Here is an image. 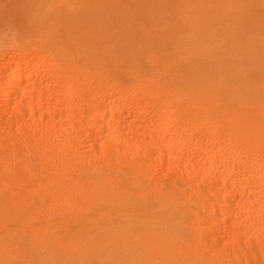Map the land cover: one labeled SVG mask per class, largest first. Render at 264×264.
<instances>
[{
	"label": "bare ground",
	"instance_id": "bare-ground-1",
	"mask_svg": "<svg viewBox=\"0 0 264 264\" xmlns=\"http://www.w3.org/2000/svg\"><path fill=\"white\" fill-rule=\"evenodd\" d=\"M181 1L0 47V264H264V0Z\"/></svg>",
	"mask_w": 264,
	"mask_h": 264
},
{
	"label": "rangeland",
	"instance_id": "rangeland-1",
	"mask_svg": "<svg viewBox=\"0 0 264 264\" xmlns=\"http://www.w3.org/2000/svg\"><path fill=\"white\" fill-rule=\"evenodd\" d=\"M51 1L4 0L3 5H0V47L12 43L20 34H33L38 38L42 34L62 32L64 34L67 31L72 32L80 44L95 40L99 51L107 45L100 46L97 41L107 35H114L120 42L129 38L131 42L129 40L127 42L131 46L137 37L148 34L149 37L162 35L160 30L155 28L152 30L157 20H168L169 17H173L171 19L175 21L173 25H177L175 18L180 14L177 8L183 2L181 0H65L64 8L50 15L46 5ZM161 15L166 17L162 16L158 19L157 17ZM48 16L54 18L49 20ZM139 24L146 29L143 34L137 32ZM115 32L117 33L114 34ZM84 33L89 36L81 38ZM146 37H142L144 42L148 39V36Z\"/></svg>",
	"mask_w": 264,
	"mask_h": 264
},
{
	"label": "clouds",
	"instance_id": "clouds-1",
	"mask_svg": "<svg viewBox=\"0 0 264 264\" xmlns=\"http://www.w3.org/2000/svg\"><path fill=\"white\" fill-rule=\"evenodd\" d=\"M3 3H4V0H0V5H3Z\"/></svg>",
	"mask_w": 264,
	"mask_h": 264
}]
</instances>
